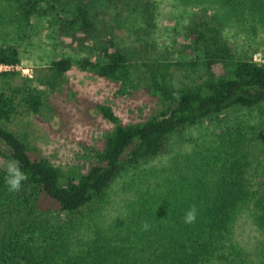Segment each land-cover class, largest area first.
Returning <instances> with one entry per match:
<instances>
[{"label": "trees", "instance_id": "16d2710c", "mask_svg": "<svg viewBox=\"0 0 264 264\" xmlns=\"http://www.w3.org/2000/svg\"><path fill=\"white\" fill-rule=\"evenodd\" d=\"M119 1L145 16L138 0L132 5L133 0ZM198 1L216 6L251 35L264 33V0ZM91 3L0 0V24L24 36L32 17L57 16L62 47L85 54L76 61L80 70L115 83L119 95L134 80L144 81L157 110L141 122L122 124L109 106L96 105L112 129L100 148H89L86 163L63 171L33 157L26 143L4 127L21 109L38 113L43 102L19 72H0V264H264V180L249 176L240 133L192 152L182 163L135 176L139 186L115 196L118 202H125L123 195L132 199L127 216L108 223L90 218L82 227L71 218L83 211L99 216L113 204L107 197L111 186L127 171L164 155L174 134L212 116L264 108V65L236 56L221 35L217 15H204L186 29L183 47L199 61L204 76L200 83L176 87L167 64L145 71L131 65L115 40L97 29ZM20 62L16 46L0 45V65ZM72 64L69 57L53 61V80ZM13 159L28 176L16 193L4 184L6 165ZM190 207L197 209V219L185 224ZM244 211L261 237L250 250L235 236ZM145 221L149 231L141 230Z\"/></svg>", "mask_w": 264, "mask_h": 264}, {"label": "rangeland", "instance_id": "374dc122", "mask_svg": "<svg viewBox=\"0 0 264 264\" xmlns=\"http://www.w3.org/2000/svg\"><path fill=\"white\" fill-rule=\"evenodd\" d=\"M91 2V16L97 29L115 40L131 65L138 64L140 71H145L146 66L155 68L158 64H167L166 71L176 87L200 83L203 79L199 61L183 46L186 29L195 27L204 15H217L221 35L238 58H251L264 65V33L251 35L232 17L228 19L216 6H209L204 1L138 0V8L146 12L145 16L119 0ZM58 30L59 19L50 13L32 17L24 36L6 24H0V45L16 46L21 59L11 70L29 79L31 89L43 102L38 113L30 114L21 109V113L4 127L26 143L33 157L44 158L67 171L86 163L89 148H100L105 135L112 129L113 125L102 118L96 105L109 106L122 124L145 120L155 113L157 105L151 100L144 81L134 80L126 92L119 95L115 83L80 70L76 61L85 54L63 48ZM65 57L71 58L72 67L54 81L49 66ZM192 61L194 65H191ZM3 71L7 70L0 69ZM236 133L245 138L243 149L249 176L258 182L264 180V108L220 114L182 134H174L164 155L136 170L127 171L111 186L107 197L113 204L105 205L99 216L83 211L72 214L71 218L82 227L90 218H100L108 223L111 219L127 216L128 203L130 206L132 199L123 195L125 202H118L115 196L122 189L132 187L133 191L139 186L135 176L140 179L142 173L150 169L160 170L173 163H182L192 156V152L214 147V141L234 138ZM130 178H135L136 184L131 183ZM117 202L125 209L118 208ZM235 236L246 250L253 249L261 240L249 211H244L237 220Z\"/></svg>", "mask_w": 264, "mask_h": 264}, {"label": "clouds", "instance_id": "9594fccd", "mask_svg": "<svg viewBox=\"0 0 264 264\" xmlns=\"http://www.w3.org/2000/svg\"><path fill=\"white\" fill-rule=\"evenodd\" d=\"M28 180V176L22 170L20 163L16 160H10L6 165L4 184L7 187V191L16 193L19 192L25 181ZM197 219V209L190 207L184 214L183 222L185 224H193ZM151 228L150 223L143 222L141 224L142 231H149Z\"/></svg>", "mask_w": 264, "mask_h": 264}, {"label": "built area", "instance_id": "2783aa9c", "mask_svg": "<svg viewBox=\"0 0 264 264\" xmlns=\"http://www.w3.org/2000/svg\"><path fill=\"white\" fill-rule=\"evenodd\" d=\"M0 69L11 70L13 68H12V66H2V65H0Z\"/></svg>", "mask_w": 264, "mask_h": 264}]
</instances>
